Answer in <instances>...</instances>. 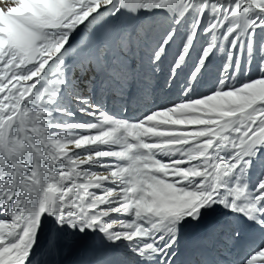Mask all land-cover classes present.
<instances>
[{"label": "snow or ice", "instance_id": "1", "mask_svg": "<svg viewBox=\"0 0 264 264\" xmlns=\"http://www.w3.org/2000/svg\"><path fill=\"white\" fill-rule=\"evenodd\" d=\"M143 16L166 24L151 69L180 39L170 83L203 43L176 99L110 111L97 97L131 94L134 33L101 29ZM212 213L247 222L239 264H264V0H0V264H32L49 228L121 252L85 264H175L183 228Z\"/></svg>", "mask_w": 264, "mask_h": 264}, {"label": "bare ground", "instance_id": "2", "mask_svg": "<svg viewBox=\"0 0 264 264\" xmlns=\"http://www.w3.org/2000/svg\"><path fill=\"white\" fill-rule=\"evenodd\" d=\"M121 18L123 20L129 19L128 17ZM126 29L135 33L136 23L130 27L127 26ZM84 31L85 29L77 36L76 44L73 41L74 47H79L87 40L88 35L86 36L83 33ZM155 45L156 43L151 37L134 34L131 51L127 56V63L132 69L131 94L129 95L126 89L122 98L97 97L108 110L117 111L127 105L130 113L139 114L155 104L177 98L180 86L184 83L185 76H187L185 74L186 70L184 68L174 82H169V68L173 59L170 56L171 54H166L163 57L158 68L151 69L145 57L146 53ZM142 58H145L143 63ZM69 63L71 65V61ZM78 75L80 74L78 73ZM211 76V81L215 80L214 77H217V75ZM79 86L82 93H88L87 82L84 78L79 81ZM259 171V166L252 170L253 180ZM244 223L232 221L230 218L219 215V213H212L205 216L198 223L192 222L186 225L181 231L178 243L175 246L177 253L175 264H239L241 256L247 250L246 245L249 238L254 235L258 236L255 231H245L248 223ZM233 228L241 231L242 237L240 240L243 243L240 244V240L237 242L231 238L230 232ZM186 229H188V234H186ZM187 237L191 238L192 241L189 242ZM85 243V249H89L94 256H97L94 250L100 249L103 251V245L98 239L85 241ZM81 245V243L72 244L67 237L58 236L54 228L46 229L33 253L32 264H85L91 259L86 257L82 250L78 248ZM103 255L115 260L120 258L121 252L108 251Z\"/></svg>", "mask_w": 264, "mask_h": 264}, {"label": "rangeland", "instance_id": "3", "mask_svg": "<svg viewBox=\"0 0 264 264\" xmlns=\"http://www.w3.org/2000/svg\"><path fill=\"white\" fill-rule=\"evenodd\" d=\"M105 19L108 20L109 18L106 17ZM128 20H130V21L128 22ZM128 20H123V18H121L120 21L117 22L115 25H113L112 22H109L107 25V28L101 29V31L112 30L113 28H116L117 30L118 29H126L127 26L130 27L132 24L136 23V32L135 33L138 36L139 35L140 36L141 35L142 36H149L153 39V41L155 43H157L159 41L160 37L162 36L164 29L166 28V24L164 22H162L158 19H153V18L146 17V16L140 17V18L135 19V20H133V19H128ZM136 20H138V21H136ZM127 22H128V24H126ZM101 23H103V21H101ZM98 27H99V24L90 26L89 29L85 28V31L83 33H85L86 36L87 35L89 36L90 32L92 30L98 28ZM91 28H93V29L91 30ZM126 30H128V29H126ZM88 32H89V34H88ZM75 42H77V41H74V44H76ZM201 43H203V40L198 39L196 42L195 49L191 52V58L189 59L190 61L188 60L187 67H185V70H186L185 74H188V72L191 70L193 64L196 62V56L199 54ZM179 44H180V39L177 38V42L175 44H173L168 49L167 54H169V55L171 54L170 56L174 57V55L176 53L175 51H177V47L179 46ZM128 55H129V53H128ZM220 69H221V61L219 60V58H216L212 63H210L208 65L207 71L205 72L204 76L202 77V83L197 89L198 93H199V91L202 92L204 90L205 91L207 90V87L212 83V81H211L212 76L211 75H213V76L217 75L218 76ZM210 70H211V72H210ZM250 74L252 76L258 75V72L256 71V63L255 62L253 63L252 68L250 69ZM208 75H210V76H208ZM186 77L187 76H185V79H186ZM214 78H216V77H214ZM240 79L244 80V79H247V77L244 75H241Z\"/></svg>", "mask_w": 264, "mask_h": 264}]
</instances>
